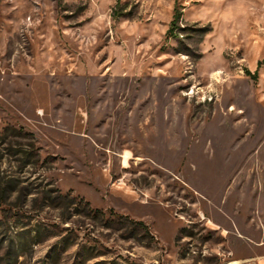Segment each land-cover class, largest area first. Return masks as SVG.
I'll use <instances>...</instances> for the list:
<instances>
[{"label":"rangeland","instance_id":"rangeland-1","mask_svg":"<svg viewBox=\"0 0 264 264\" xmlns=\"http://www.w3.org/2000/svg\"><path fill=\"white\" fill-rule=\"evenodd\" d=\"M235 262L264 264V0H0V264Z\"/></svg>","mask_w":264,"mask_h":264},{"label":"trees","instance_id":"trees-1","mask_svg":"<svg viewBox=\"0 0 264 264\" xmlns=\"http://www.w3.org/2000/svg\"><path fill=\"white\" fill-rule=\"evenodd\" d=\"M247 72V74H250L248 71H246ZM139 225H141L142 227H144V225L143 224H141V223H139Z\"/></svg>","mask_w":264,"mask_h":264},{"label":"bare ground","instance_id":"bare-ground-1","mask_svg":"<svg viewBox=\"0 0 264 264\" xmlns=\"http://www.w3.org/2000/svg\"><path fill=\"white\" fill-rule=\"evenodd\" d=\"M235 264H236V262H235Z\"/></svg>","mask_w":264,"mask_h":264}]
</instances>
